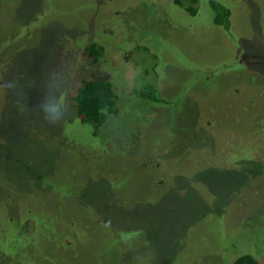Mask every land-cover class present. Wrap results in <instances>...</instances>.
Returning a JSON list of instances; mask_svg holds the SVG:
<instances>
[{
  "label": "rangeland",
  "instance_id": "obj_1",
  "mask_svg": "<svg viewBox=\"0 0 264 264\" xmlns=\"http://www.w3.org/2000/svg\"><path fill=\"white\" fill-rule=\"evenodd\" d=\"M222 1L230 31L209 0L194 17L179 0H0V264H264V0ZM87 78L119 94L101 127L72 107ZM148 80L167 104L134 94Z\"/></svg>",
  "mask_w": 264,
  "mask_h": 264
},
{
  "label": "trees",
  "instance_id": "obj_2",
  "mask_svg": "<svg viewBox=\"0 0 264 264\" xmlns=\"http://www.w3.org/2000/svg\"><path fill=\"white\" fill-rule=\"evenodd\" d=\"M199 0H179V5L184 7L194 17L198 14L197 3ZM209 7L213 10V22L215 25L224 26L230 31L232 24V9L222 0H209ZM105 47L98 42L86 45L85 53L93 63H98L103 55ZM146 74H149L146 71ZM114 83L108 79L87 78L75 87L71 94L72 107L83 123H92L97 127L103 126L108 120L116 118L121 113V104ZM134 94L143 100L153 103H166L157 87L151 80L141 82L139 88L133 90ZM6 115V114H5ZM250 137H256L257 142L264 141V113L255 120V126L251 130ZM264 143V142H262ZM264 166V161H262ZM31 223V222H30ZM30 223L27 225H30ZM229 264H259L258 259L251 253H245L237 257Z\"/></svg>",
  "mask_w": 264,
  "mask_h": 264
},
{
  "label": "clouds",
  "instance_id": "obj_3",
  "mask_svg": "<svg viewBox=\"0 0 264 264\" xmlns=\"http://www.w3.org/2000/svg\"><path fill=\"white\" fill-rule=\"evenodd\" d=\"M44 112L46 113V118L50 120L59 119L60 107L59 102L54 104H45L43 106Z\"/></svg>",
  "mask_w": 264,
  "mask_h": 264
}]
</instances>
